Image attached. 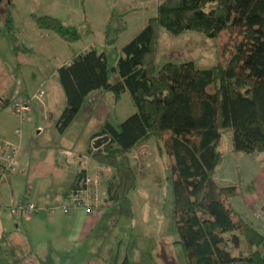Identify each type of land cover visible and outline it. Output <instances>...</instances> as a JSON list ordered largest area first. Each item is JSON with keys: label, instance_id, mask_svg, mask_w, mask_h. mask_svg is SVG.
Here are the masks:
<instances>
[{"label": "trees", "instance_id": "16d2710c", "mask_svg": "<svg viewBox=\"0 0 264 264\" xmlns=\"http://www.w3.org/2000/svg\"><path fill=\"white\" fill-rule=\"evenodd\" d=\"M14 7V0H6V29L16 50L28 49L16 33ZM30 15L38 27L57 33L71 46L68 61L57 68L65 95L57 120L60 131L76 120L96 89L113 92L115 102L128 91L135 106V111L118 123L107 117L92 134L93 140L100 135H108L109 140L99 147L94 141L90 144L98 167H81L77 172L66 193L70 211L79 207L71 201L72 194L88 186V175L101 170L97 188L111 202L107 208L117 205L120 216L131 218L130 190L139 184L132 153L140 142L153 137L158 150L166 151L170 158L171 213L185 264H264V232L241 215L235 220L229 215L232 198L243 194L242 184H221L216 178L225 159L222 142L228 131L233 134L234 151L264 152V0H160L157 14L121 46L113 65L107 47L92 43L78 49L71 44L93 30L90 23L85 30L57 15ZM121 29L109 20L105 43H115ZM162 29L174 37L187 31L209 36L226 31L220 48L224 60L199 67L194 60L169 59L158 67L157 40ZM45 92L40 87L34 95L24 92L14 98V111L17 113L19 98L31 109L32 101ZM9 100L0 105V111ZM93 235L90 242L96 239ZM102 243H108L107 239ZM121 264H131L128 254Z\"/></svg>", "mask_w": 264, "mask_h": 264}, {"label": "rangeland", "instance_id": "374dc122", "mask_svg": "<svg viewBox=\"0 0 264 264\" xmlns=\"http://www.w3.org/2000/svg\"><path fill=\"white\" fill-rule=\"evenodd\" d=\"M15 2L13 16L16 33L20 41L29 48L15 49L6 29V0H0V105L10 99L0 111V133L19 145L18 153L22 162L18 163L17 169L3 173V180H0L3 198L0 203V217L4 215L9 218L11 223H7L12 224L11 227L19 222L20 229L24 225L32 230L36 229V233L32 235L30 232V235L39 243L47 239V234L51 235L49 228L45 231L49 222L45 218L48 213H44L42 209L39 211L40 207L32 199L28 200L35 207L33 213L14 219L10 208L23 200L20 198L24 196L40 199V194H55L59 187L54 188L52 184H56L57 180L60 182V178H57L60 166L63 169L67 167L71 176L81 168L78 154L85 150L87 131L100 128L107 117L114 123L122 121L135 111V106L128 91L115 102L113 92L107 93L105 89L99 88L89 94L78 114L83 123H72L66 131H60L57 116L64 106L65 95L58 79L57 68L66 56L70 55L71 46L53 31L50 41H41L37 32V29L41 28L30 13L57 15L65 23L76 24L85 30L90 23L93 30L86 32L71 44L78 49L92 43L101 48L107 47L109 60L113 65L121 46L146 24L150 16L157 14L160 0ZM111 19L114 27L122 29L118 40L107 45L104 40L105 26ZM226 36V31L219 36L187 31L182 36L174 37L162 29L157 40L156 64L160 67L169 59H190L199 67L211 66L224 60L220 48ZM40 87L46 90L44 95L32 101V107L27 110L25 116L17 114L13 109L14 98L24 92L34 95ZM232 136V131L224 135L222 148L225 159L217 169L216 178L221 184H242L243 194L232 198L229 215L233 220L241 215L264 232V218L252 209L255 208L252 206L254 204L256 209L264 206L257 201L261 199L264 202V176L258 175L264 166V152H236L232 149ZM83 158H88L86 152L83 153ZM131 159L138 172L139 183L130 190L134 214L131 218L122 217L118 213L111 215L112 222L108 224H113L110 231H115L116 249L112 250L111 246L103 247L101 238V247L98 250H102V259L99 262L105 258L104 248H107L111 249V259L108 261L110 264H121L126 254L131 264H185L183 246L177 241L178 230L171 213L173 177L167 152H160L152 137L143 140L134 148ZM115 207L119 206L113 205L110 207L111 211L115 210ZM43 213L45 216L39 217ZM71 214L72 211H65L63 205H60L57 218H66V215ZM20 239L22 242V238ZM5 242L3 245L9 247L11 241ZM35 249L34 254L29 252L26 255L25 258L31 256V259H26V263L37 259L36 252L39 249ZM116 253H119L118 259L113 261L112 256L115 257Z\"/></svg>", "mask_w": 264, "mask_h": 264}, {"label": "crops", "instance_id": "0c3cea01", "mask_svg": "<svg viewBox=\"0 0 264 264\" xmlns=\"http://www.w3.org/2000/svg\"><path fill=\"white\" fill-rule=\"evenodd\" d=\"M37 32H39V39H41V41L44 39L50 41L53 38V35H51L52 31L37 29ZM46 33L49 35V37L46 35ZM69 56L70 55H67L62 63L68 61ZM61 111L62 110L58 112L57 117H59ZM79 117H77L73 123L82 124L83 122ZM98 129L87 131L85 150H83L82 154H78L80 166L86 167L89 170H95V168L98 167V164L89 151L90 144L94 141L93 138H91L92 134L98 131ZM85 152L88 155V158L84 159L83 153ZM18 160V163L20 164L22 162L21 156H18ZM19 164H17V167ZM17 167L15 169H17ZM65 168L64 170L62 166H60L57 175V178H60V182L59 180H57L56 184H52L54 188L59 187L56 190L55 194L46 192L45 194H40V199H33L29 196L20 198L26 200L32 199L36 201V203L40 207L39 211L42 209L44 213H48V215L46 216L44 215V213L39 215V217L45 216V218H47L49 221L47 224L48 227L45 228V231H47L49 228L51 235L47 234L46 240H41V242L37 243L35 238L30 235V232H32V235L33 233H36V229L32 230L26 225H24V227L20 229L19 222H16V225L11 227L12 224H8L11 223L9 218H6L4 215L0 217V264H71L76 260V263L80 262L79 264H110V262L108 261L111 259V249L108 250L107 248H104L106 256L105 258H103L102 262H99V260L102 259V250L99 252L98 249L99 247H101V238L107 239L108 242L103 247L111 246L112 250L116 249V242L114 240L116 238V236H114L115 231L113 233L112 231H110L113 224L109 225L108 223L112 222L111 215L115 214V212L118 213L119 210L116 209L112 212L111 209L106 208L105 210L100 211V213L98 214H93L85 212L81 207H75V210H72L71 215H66V218L63 216L57 218L60 205H63L64 207V205L68 204L69 202V197L66 193L76 179L78 171L77 170L76 173L71 176L69 173V169L67 167ZM258 175L259 177L264 176V166L263 169L259 171ZM0 180H3V173L1 172ZM61 182H63V184H60ZM105 190L106 186H103V191ZM1 193L2 192L0 188V203L3 202ZM257 201L259 204L261 203V205L264 204L261 199ZM252 206L257 207L256 204ZM252 209L255 210V208L253 207ZM34 214L32 216H34ZM11 215H13L12 211ZM13 218L18 219L14 215ZM92 234L95 235H93V237H96V239H92V241L90 242V235ZM20 238H22V242ZM5 241H11L10 246L7 248L3 245L6 244ZM35 247L39 249L38 252H36L37 259L35 261L26 263V259H31V256L25 258L26 255L29 252L34 254L36 251ZM117 256V253L115 254V257L114 255L112 256L113 261H116ZM239 264L248 263L241 262Z\"/></svg>", "mask_w": 264, "mask_h": 264}, {"label": "built area", "instance_id": "2783aa9c", "mask_svg": "<svg viewBox=\"0 0 264 264\" xmlns=\"http://www.w3.org/2000/svg\"><path fill=\"white\" fill-rule=\"evenodd\" d=\"M17 113L25 116L29 106L25 105L22 99L17 101ZM19 145L13 143L8 138L3 137L0 134V172L12 171L17 167L19 156ZM102 172L98 170L93 175H88V186L80 188L77 193L72 194L71 201L81 207L85 212H91L94 214L100 213L105 210L111 202L106 198V193L99 192L97 185L102 179ZM92 183V185H90ZM65 211H70L72 206L69 204L64 205ZM35 210L34 205L29 200L14 204L11 207V211L16 218H20L28 213H33ZM257 215L264 218V206L257 210Z\"/></svg>", "mask_w": 264, "mask_h": 264}, {"label": "water", "instance_id": "95a60500", "mask_svg": "<svg viewBox=\"0 0 264 264\" xmlns=\"http://www.w3.org/2000/svg\"><path fill=\"white\" fill-rule=\"evenodd\" d=\"M108 140H109V136L108 135H100V136H98V137H96L94 139L93 145L95 147H99V146H101L102 144H104Z\"/></svg>", "mask_w": 264, "mask_h": 264}]
</instances>
